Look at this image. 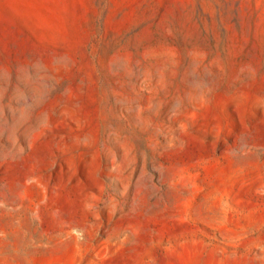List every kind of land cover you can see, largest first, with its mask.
Masks as SVG:
<instances>
[{"label": "rangeland", "instance_id": "obj_1", "mask_svg": "<svg viewBox=\"0 0 264 264\" xmlns=\"http://www.w3.org/2000/svg\"><path fill=\"white\" fill-rule=\"evenodd\" d=\"M0 264H264V0H0Z\"/></svg>", "mask_w": 264, "mask_h": 264}]
</instances>
